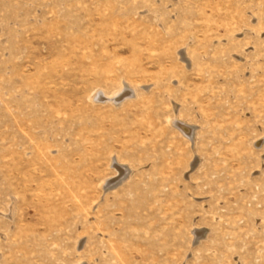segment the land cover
Here are the masks:
<instances>
[{"label": "rangeland", "instance_id": "rangeland-1", "mask_svg": "<svg viewBox=\"0 0 264 264\" xmlns=\"http://www.w3.org/2000/svg\"><path fill=\"white\" fill-rule=\"evenodd\" d=\"M0 264H264V0H0Z\"/></svg>", "mask_w": 264, "mask_h": 264}]
</instances>
